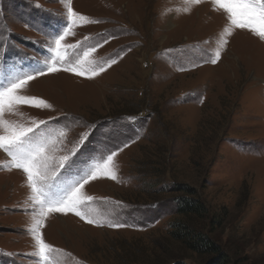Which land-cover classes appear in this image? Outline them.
Instances as JSON below:
<instances>
[{
    "label": "rangeland",
    "instance_id": "374dc122",
    "mask_svg": "<svg viewBox=\"0 0 264 264\" xmlns=\"http://www.w3.org/2000/svg\"><path fill=\"white\" fill-rule=\"evenodd\" d=\"M72 7L99 23L76 27L65 42L83 41V48L108 39L95 58H122L92 79L39 76L22 94L52 107L19 105L6 115L67 130L59 155L76 148L60 170L67 180L118 151L117 179L101 177L84 189L105 226L73 213L45 220L42 235L62 250V264H200L201 256L170 236L177 187L185 186L219 217L210 236L232 264H264V40L234 30L212 64L204 53L218 47L228 23L212 0H72ZM66 11L63 0H0V73L42 62L45 33L66 23ZM9 159L0 150V165ZM30 195L22 170L0 167V264H40Z\"/></svg>",
    "mask_w": 264,
    "mask_h": 264
},
{
    "label": "snow or ice",
    "instance_id": "6c2138e0",
    "mask_svg": "<svg viewBox=\"0 0 264 264\" xmlns=\"http://www.w3.org/2000/svg\"><path fill=\"white\" fill-rule=\"evenodd\" d=\"M66 5V23L58 31H48L45 35L47 55L40 62L31 66L29 71L18 68L0 73V150L10 158L0 167L7 170L20 169L27 178L30 189V200L33 206V223L30 229L35 241L34 255L39 257L40 264H62L59 259L62 253L47 243L41 229L50 213H73L89 224L103 227V220L94 216L93 196L85 192V186L101 177L117 179L115 157L117 150H110L86 168L76 172L78 178L65 179L60 170L69 165L71 156L75 154L74 147L69 153L59 155L63 151V141L67 130H48L42 125L47 121L32 120L30 124L19 123L6 118L7 114L18 113L19 105H29L36 108H51L44 99L22 94L30 81L39 76L60 71L71 72L77 76L95 78L106 71L122 58L116 56L97 59L95 53L108 39L90 42L82 48L83 41L75 44L66 43V38L75 35V28L85 23H99L74 11L72 0H63ZM201 0H185V4H199ZM215 10H222L228 21L219 38L218 47L211 52H205V62L215 64L221 57L222 49L227 45V37L234 30H247L259 39L264 40V0H212ZM190 11L189 7L183 9ZM84 41H91L88 36ZM70 52L73 55H70ZM196 66V65H194ZM184 71L183 67L179 68ZM86 136L82 135L79 144ZM128 145L125 144L124 147ZM122 150V149H119ZM108 227L122 228L128 225L119 222H109Z\"/></svg>",
    "mask_w": 264,
    "mask_h": 264
},
{
    "label": "trees",
    "instance_id": "16d2710c",
    "mask_svg": "<svg viewBox=\"0 0 264 264\" xmlns=\"http://www.w3.org/2000/svg\"><path fill=\"white\" fill-rule=\"evenodd\" d=\"M181 194L177 197V217L173 219L170 236L187 249L202 257L200 264H232L231 255L210 235L219 217H211L204 200L189 188L177 187ZM177 264H188L178 261Z\"/></svg>",
    "mask_w": 264,
    "mask_h": 264
},
{
    "label": "bare ground",
    "instance_id": "6f19581e",
    "mask_svg": "<svg viewBox=\"0 0 264 264\" xmlns=\"http://www.w3.org/2000/svg\"><path fill=\"white\" fill-rule=\"evenodd\" d=\"M48 83V82H47ZM17 172V171H16ZM17 174L19 175V172H17Z\"/></svg>",
    "mask_w": 264,
    "mask_h": 264
}]
</instances>
